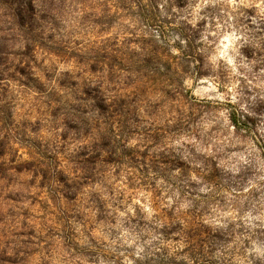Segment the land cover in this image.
Here are the masks:
<instances>
[{"label": "clouds", "instance_id": "clouds-1", "mask_svg": "<svg viewBox=\"0 0 264 264\" xmlns=\"http://www.w3.org/2000/svg\"><path fill=\"white\" fill-rule=\"evenodd\" d=\"M0 264H264V0H0Z\"/></svg>", "mask_w": 264, "mask_h": 264}]
</instances>
